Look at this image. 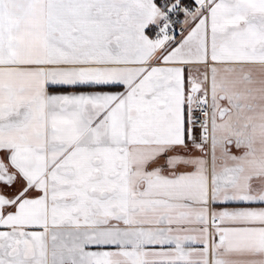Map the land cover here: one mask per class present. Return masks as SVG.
Here are the masks:
<instances>
[{"label": "snow or ice", "instance_id": "obj_1", "mask_svg": "<svg viewBox=\"0 0 264 264\" xmlns=\"http://www.w3.org/2000/svg\"><path fill=\"white\" fill-rule=\"evenodd\" d=\"M0 264H264V0H0Z\"/></svg>", "mask_w": 264, "mask_h": 264}, {"label": "crops", "instance_id": "obj_2", "mask_svg": "<svg viewBox=\"0 0 264 264\" xmlns=\"http://www.w3.org/2000/svg\"><path fill=\"white\" fill-rule=\"evenodd\" d=\"M229 207H234V206H236V205H228Z\"/></svg>", "mask_w": 264, "mask_h": 264}]
</instances>
